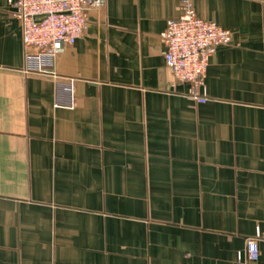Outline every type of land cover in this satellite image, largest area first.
Masks as SVG:
<instances>
[{"label": "crops", "instance_id": "0c3cea01", "mask_svg": "<svg viewBox=\"0 0 264 264\" xmlns=\"http://www.w3.org/2000/svg\"><path fill=\"white\" fill-rule=\"evenodd\" d=\"M191 2L231 36L201 103L159 39L180 0H105L47 72L0 0V264H264V0Z\"/></svg>", "mask_w": 264, "mask_h": 264}, {"label": "built area", "instance_id": "2783aa9c", "mask_svg": "<svg viewBox=\"0 0 264 264\" xmlns=\"http://www.w3.org/2000/svg\"><path fill=\"white\" fill-rule=\"evenodd\" d=\"M20 22L27 61L37 72H47L45 62L80 38L87 26V13L99 10L105 0H7ZM179 16L167 21L159 36L165 65L176 81L188 86V96L196 103L206 100L203 92L210 57L217 46L230 41V32L213 21L197 16L191 0H180ZM29 71V69H25ZM257 231L245 242L249 260L259 258Z\"/></svg>", "mask_w": 264, "mask_h": 264}]
</instances>
